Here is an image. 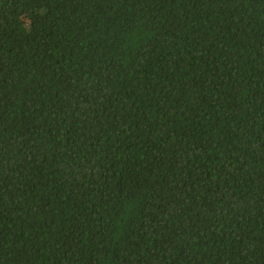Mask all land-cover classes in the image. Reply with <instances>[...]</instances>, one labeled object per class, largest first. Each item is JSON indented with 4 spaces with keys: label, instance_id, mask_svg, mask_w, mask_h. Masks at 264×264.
I'll return each mask as SVG.
<instances>
[{
    "label": "trees",
    "instance_id": "16d2710c",
    "mask_svg": "<svg viewBox=\"0 0 264 264\" xmlns=\"http://www.w3.org/2000/svg\"><path fill=\"white\" fill-rule=\"evenodd\" d=\"M0 264H264V0H0Z\"/></svg>",
    "mask_w": 264,
    "mask_h": 264
}]
</instances>
